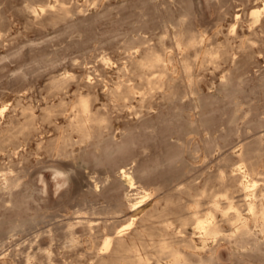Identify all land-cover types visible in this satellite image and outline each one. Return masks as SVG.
Instances as JSON below:
<instances>
[{"label": "rangeland", "instance_id": "rangeland-1", "mask_svg": "<svg viewBox=\"0 0 264 264\" xmlns=\"http://www.w3.org/2000/svg\"><path fill=\"white\" fill-rule=\"evenodd\" d=\"M263 7L264 0H0V111L6 108L0 113V264H94L107 225L134 220L125 231L131 233L157 202L165 207L162 196L191 180L212 194L224 192L215 178L220 173L246 175L244 145L260 140L264 146V13L260 22L250 15ZM189 31L203 34L215 52L230 43L229 56L217 52L216 63L191 51L197 93L184 80V100L170 102L157 92L143 104L139 89L126 101L115 99L118 86L139 87L131 63V57L140 58L139 47L172 54L180 74L186 49L179 41ZM56 81L64 82L57 88ZM79 94H90L111 122L103 125L98 146L80 143L72 133L76 143L62 153ZM8 177L17 178L15 190L6 188ZM183 201L192 203L187 196ZM168 216L178 227L175 214ZM255 226L263 250L246 255L215 239L205 244L192 226L187 230L198 255L219 249L218 264H264V233ZM70 228L76 230L72 239L65 235Z\"/></svg>", "mask_w": 264, "mask_h": 264}, {"label": "bare ground", "instance_id": "bare-ground-1", "mask_svg": "<svg viewBox=\"0 0 264 264\" xmlns=\"http://www.w3.org/2000/svg\"><path fill=\"white\" fill-rule=\"evenodd\" d=\"M61 10L63 12H69L68 11L69 9L67 10L65 8H62ZM263 13H264V7L253 9V10H251V13H250L251 19L252 18L257 19L258 22H260L261 18L263 17L262 16ZM48 15H51V14H48ZM182 21H184V20H181V24H183ZM252 23H256V22L253 20ZM178 24H180V23H177V25ZM175 25L176 24H174V26ZM191 25H193V24H191ZM179 28H178V30H179ZM184 29H185V27H184ZM188 29H190V28H188ZM184 31H183V33H184ZM185 35L182 34L180 41H179V46L185 47V49H186V52L183 54V58H182L181 63H180L181 70H182L180 74L177 73V70H176L177 66H176V62H175L176 59H175V56H173L172 54L160 52L156 48L150 47V46L147 48L139 47V50L141 52L140 58L137 59V58H134V56L131 57V63H132V66L134 68L135 75H136V77L139 78V81H140V83H138L139 87H131L129 85L125 89H122L121 86H118V88L113 92V95H115V99L117 98L118 100L126 101L127 99H130L134 93H135L134 96H136L135 90L139 89V95L142 98V101H140V103L143 102V104L148 99L149 96H154V93H157V92L161 93L163 98L167 101L172 102V101L181 100L183 97L187 96V94H188L187 91H184L183 93H181V91H180V85L183 83L184 80H188L191 91L193 93H197L198 84L200 81H198L196 79V77L194 76L196 69L194 70V62L191 59H194L195 57L191 58V51H195V53H197V54L200 52L204 53L203 59L199 57L203 62L210 61L212 63H216V62H218L217 52H218V54H219V52H220V54L223 53V55H225V58L229 56L230 48H229L228 44H230V43L227 42L228 40L223 41L224 43L227 42L228 44H224L225 46L223 47V49L220 48L221 49V50L219 49L220 51L215 52L211 49H208L205 46V43H206L205 38L206 37L204 38L203 34H199L196 32L192 33L189 31ZM162 37H165V34ZM249 40L242 42L243 48L246 49L248 47V45H251ZM171 44H172V42L170 43V45ZM207 46H210V45H207ZM171 47L173 48V45ZM133 48L134 47H128V50H132ZM172 48H170V49L172 50ZM232 48H233V46H232ZM136 51L138 52V50H136ZM252 53H253V51H252ZM132 54H134V53L132 52ZM197 54H195V55H197ZM175 55H176V53H175ZM178 58H180V57H178ZM234 62H236V61L234 60ZM170 66L174 67V71L171 70L172 68H170ZM197 69H199V68H197ZM193 70H194V72H193ZM177 74H178V76H177ZM223 77H226V75ZM229 77H230V74H229ZM228 80H229V78H228ZM64 81H65V79H64ZM64 81H56L54 84L58 88V87L62 86ZM182 86H183V84H182ZM238 86H240V85H238ZM232 88H234V87H232ZM234 90H235V88H234ZM152 99H154V98H152ZM183 100H184V98H183ZM61 105H64V103L62 102ZM143 107H144V105H143ZM119 108H120V106H119ZM73 109L74 110L72 111V114H71L70 120H69V125H68L69 128L71 129V133L62 138L63 144L59 147V151L62 152L65 150L67 145L72 144V143H76L71 136L72 133L73 134L77 133L80 136V140H79L80 143L90 142V144L92 146H95V147L98 146L99 144L97 143V141L102 136V127L104 124L107 125L108 123L111 122L110 117L105 115V114H102L101 113L102 110H100L99 108L97 110L95 109L94 98L90 94L89 95L79 94L76 97V101L73 104ZM134 109H133V111H134ZM4 110L2 109L0 111V113H4L3 112ZM45 110L50 111V107L46 108ZM146 111H150V110L148 109ZM47 113H49V112H47ZM135 114H136V111H135ZM33 118L34 117L32 115L30 117V119L27 121L29 126L32 125ZM231 120H234V119H231ZM11 125H13V124H11ZM195 125H197V124H195ZM12 127H14V126H12ZM149 127L150 126H148V128ZM197 128H199V127H197ZM204 128L205 127H203L202 129H204ZM194 140H195V138H194ZM115 142H118V141L115 140ZM209 142H211V141H209ZM192 143H194V142H192ZM261 143L262 142H260V140H258L255 142V144H245L244 145V148H243L244 151L242 152L243 153L242 154L243 159H241V160H243L247 164L248 172L246 173V175H242V174L227 175L226 173L222 172L217 177H215L220 182V186L224 189L223 193L208 194L207 189L196 187L194 184L195 182L193 181V183H192V180H191L190 181L191 184L187 183V184H189L188 186L183 187V188L178 189V190H175L173 193H168V194L162 196L160 198V201L165 202V207L163 209H159L158 206H159L160 202H157L156 205L153 206L154 209L146 212L144 214V216L141 218V221L139 224V229L135 228L131 233L125 232V231H127L133 227L134 220L131 221L129 224L118 227V228H114V226L112 224L107 225L109 227V231L107 233H105L106 235L104 236V241H103V246L101 248V252L100 253L97 252L99 254L96 257L95 262L93 261L94 264H149V262L152 259H154L157 264H161L163 259H169L170 264H218L221 261V253H220L218 248L212 247L211 249H209V253L206 256H201V255L197 254L198 246H197L195 240L193 239V237L191 236V234L188 233L187 229L189 226H192L194 228V230L199 232V234L202 238V241L205 244L207 243V240L215 239V241H217L219 246H222L223 245L222 243H225L226 245L229 246V248L236 249L240 253H244V255H246L245 252H260V251H262L263 250V243H262L263 241L261 242L257 236V233L255 235V233L252 230V225L254 224V225L259 226L261 228L262 234L264 233V146ZM175 144H177V143H175ZM51 145H53V144H51ZM72 145H74V144H72ZM108 145H111V144H108ZM55 147H57V146H55ZM109 147L112 148V146H109ZM209 148H210V146H209ZM216 149H218V148H216ZM236 152H238V151H236ZM93 155H92V157H93ZM206 155H207V152H206ZM232 156H235V155H232ZM106 157H108V156H106ZM228 160H230V159H228ZM242 164H244V163H242ZM238 165H239V163H238ZM194 169H195V167H194ZM240 169H242V168L240 167ZM245 171H246V169H245ZM245 171L243 173H245ZM123 174L122 175L125 176V178H127V179H132V180L134 179L132 176H130L131 173L129 175H127L126 170H123ZM56 176L57 177L62 176L61 171L56 172ZM212 178L213 177L210 176L207 179V181L209 182L210 180H212ZM127 182H130V181L127 180ZM133 182H135V181L133 180L131 183H133ZM0 183H2V182H0ZM131 183H128V184L131 185ZM196 184H198V183L196 182ZM17 185H18L17 178L8 177L5 179V186L7 189H9V188L13 189L14 188V190H15V187ZM1 188H2V186L0 184V190H1ZM149 195H152V194H149ZM183 196H187L188 199L192 203L183 201ZM14 201H16V200H14ZM135 206H136V204H135ZM141 209H142V207H141ZM245 211L248 212V215H250V218L244 216L243 213ZM11 212H13V211H11ZM95 212H93V213H95ZM139 213H140V211H139ZM170 214H175L176 219L179 222L178 227H174L175 223L168 216ZM93 215H95V214H93ZM220 217H221V219H220ZM69 225H70V223H69ZM227 226L229 227L228 229H227ZM21 228H23V227H21ZM66 228L67 227L65 225V229ZM89 228L93 229L91 227H89ZM255 229H254V231H255ZM75 231L76 230L70 228L68 230L67 234H65V235L67 236V238L72 239L76 234ZM93 232H95V231H92V233ZM260 236H262V235H260ZM204 243H203V245H204ZM90 244H91V242H90ZM98 251H100V250H98ZM233 255H235V253H233ZM250 255H252V254H250ZM47 257L48 258L51 257L50 252L47 254ZM251 257H253V256H251ZM255 259L252 258V260H255ZM241 260H243V259H241ZM163 263L165 264V262H163ZM245 263H247V262L245 261ZM249 263L251 264V262H249Z\"/></svg>", "mask_w": 264, "mask_h": 264}]
</instances>
